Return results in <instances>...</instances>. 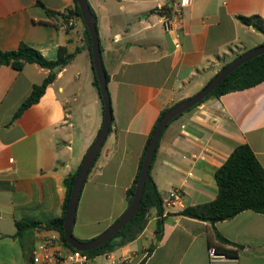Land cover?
Segmentation results:
<instances>
[{
    "label": "crops",
    "instance_id": "obj_1",
    "mask_svg": "<svg viewBox=\"0 0 264 264\" xmlns=\"http://www.w3.org/2000/svg\"><path fill=\"white\" fill-rule=\"evenodd\" d=\"M170 1L88 0L109 75L113 121L80 194L73 226L78 240L96 238L128 208L127 191L161 111L193 96L223 65L264 43L262 32L238 19H264V0H191L171 12L166 30L168 15L155 10ZM85 28L75 0H0L1 51L25 43L56 60L60 47L80 49L17 118L50 70L35 63L20 71L0 64V264H37L34 251L41 245L66 246L60 232L45 225L63 216L65 179L80 167L104 119ZM241 144L251 147L264 168V82L210 98L166 128L151 175L163 199L177 190L181 201L164 205L161 240L156 244L152 210L137 239L92 257L90 264H211L209 248L224 246L216 233L237 249L236 258L217 264H264V214L247 210L214 225L179 215L216 199L215 172ZM22 219L39 224L24 235L27 252L15 237Z\"/></svg>",
    "mask_w": 264,
    "mask_h": 264
},
{
    "label": "trees",
    "instance_id": "obj_2",
    "mask_svg": "<svg viewBox=\"0 0 264 264\" xmlns=\"http://www.w3.org/2000/svg\"><path fill=\"white\" fill-rule=\"evenodd\" d=\"M75 4H76V13L82 19L81 12L77 4V0H75ZM155 11L159 12L162 16L164 15L169 16L173 11V9L170 6V2H169L161 6L160 8L156 9ZM92 12L94 13L93 10ZM49 13L55 14L53 12H49ZM238 19L244 25L252 26L256 30L264 34V19L262 17L258 15H253L250 17L239 16ZM85 37L92 58L91 38L87 28H85ZM79 51L80 49L77 48L74 52L69 53L66 47H60L58 50L57 59L48 60L38 50L30 47L25 43H21L18 49L14 51L0 50V64L2 65L11 66L12 68L20 71L24 68L25 64L35 63L45 69L50 70L49 75L42 82V84L35 85L33 87L31 95L20 106L18 112L15 115V118H17L24 110H26L27 108H29L30 106H32L33 104L37 103L40 100V98L45 93L47 87L56 79L58 71L64 68L65 66H67L74 59V57ZM228 64L229 63H226L225 65H223L222 68H224ZM106 74H107V81H109V75L107 72ZM262 82H264V54L248 61L247 63L241 65L236 70H234L201 103H203L204 101L210 98H219L228 93L242 91L255 87L261 84ZM94 86L98 89L100 93L95 72H94ZM201 103H199L198 105H200ZM198 105H196L195 107H197ZM172 106L167 107L161 111L156 123L154 124L151 134L146 142L136 177L134 179L132 186L127 191L129 204L131 203L134 196L136 184L138 182L142 163L151 136L154 133L162 117ZM178 117L174 118L167 125V127ZM166 128L164 129V131L166 130ZM94 165L90 169L89 174L92 171ZM77 172L78 170L75 171L74 173H71L65 179V186L67 192H66V199L63 208V216L61 218L54 219L45 225V228L55 229L59 231L64 244L69 248L72 247L66 241L63 224L65 220L66 211L68 209L73 182ZM215 180L218 186V194L214 201L200 204L197 206H187L184 208L183 211L179 213V215L198 219L214 225L215 223L220 221L230 220L239 213L247 210L264 214V168L248 144H241L234 148V150L232 151L228 159L225 161V163L215 172ZM152 210L156 211L157 219H156L155 235H156V244H157L161 240L163 235L166 214H165L162 195L158 190V187L151 175V170H150L145 183L144 193L142 196L140 206L137 212L135 213V215L133 216V218L131 219V221L128 224H126L113 238L107 241L104 245L98 247L95 250L85 253L88 254L90 257H95L102 255L106 252L114 251L116 248L134 241L146 229L149 221L150 212ZM38 226L39 224L37 222L31 221L29 219H22L16 222L17 232L15 234V237L19 238L22 241L23 248L26 252L27 250L30 251V249L27 248L23 243L24 235L27 234V232H31ZM216 237L220 241V243L224 245L221 247H215L216 252L219 255L225 256L226 258H236L237 249L232 248V246H234L233 243L222 237L219 233H216ZM154 247L155 244L148 249V253H150V251Z\"/></svg>",
    "mask_w": 264,
    "mask_h": 264
},
{
    "label": "water",
    "instance_id": "obj_3",
    "mask_svg": "<svg viewBox=\"0 0 264 264\" xmlns=\"http://www.w3.org/2000/svg\"><path fill=\"white\" fill-rule=\"evenodd\" d=\"M77 4L81 12L82 20L91 38L92 63L96 79L98 81L101 98L103 100L104 119L96 139L94 140L93 144L90 146L86 155L84 156V159L75 176L70 194L68 209L65 215L63 229L66 241L73 249L82 252H89L104 245L107 241L113 238L126 224L131 221V219L137 212L142 200L145 183L151 170V166L156 155L161 135L167 125L174 118L183 115L188 110L192 109L193 107L201 103L203 100H205L214 91V89L238 67L264 54V44L255 47L247 51L246 53L238 56L227 66L222 68L199 92L189 98H186L176 103L165 113L149 141V145L142 163L138 182L136 184L134 196L128 208L126 209L124 214L102 234L90 241L82 242L76 239L73 235V226L75 223L76 210L80 194L89 174V171L94 165L110 133L113 115L111 98L108 90L107 74L104 67L102 52L100 48L99 35L96 24L97 19L95 14L91 10L88 0H77Z\"/></svg>",
    "mask_w": 264,
    "mask_h": 264
},
{
    "label": "built area",
    "instance_id": "obj_4",
    "mask_svg": "<svg viewBox=\"0 0 264 264\" xmlns=\"http://www.w3.org/2000/svg\"><path fill=\"white\" fill-rule=\"evenodd\" d=\"M191 0H171L170 6L173 10L183 9L189 6ZM166 30L171 29V20L169 16H164ZM181 195L177 190L171 191L167 197L163 199L164 205L170 207L176 203H180ZM53 249V250H52ZM53 252H52V251ZM211 264H217L218 261L224 260L226 257L219 255L215 247L208 250ZM106 254V253H105ZM107 255V254H106ZM92 257L85 252L69 248L67 246L54 245L52 242H46L34 251L33 262L42 264H90Z\"/></svg>",
    "mask_w": 264,
    "mask_h": 264
},
{
    "label": "rangeland",
    "instance_id": "obj_5",
    "mask_svg": "<svg viewBox=\"0 0 264 264\" xmlns=\"http://www.w3.org/2000/svg\"><path fill=\"white\" fill-rule=\"evenodd\" d=\"M127 1H128V0H127ZM126 19H128V18L126 17ZM154 241H155V240H154ZM154 241H153V242H154ZM148 243H151V241L149 240Z\"/></svg>",
    "mask_w": 264,
    "mask_h": 264
}]
</instances>
